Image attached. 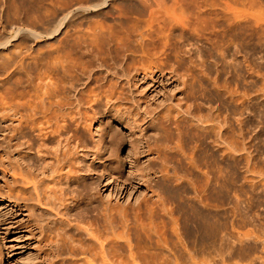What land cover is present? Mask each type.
<instances>
[{
    "label": "rangeland",
    "instance_id": "rangeland-1",
    "mask_svg": "<svg viewBox=\"0 0 264 264\" xmlns=\"http://www.w3.org/2000/svg\"><path fill=\"white\" fill-rule=\"evenodd\" d=\"M102 1L0 0V99L35 101L47 76L67 100L72 86L87 90L85 119L71 127L103 174L95 200L127 209L131 243L157 256L133 264H264V0H107L93 11ZM63 20L67 28L48 39ZM156 66L165 77L142 78ZM144 110L159 117L150 122ZM2 124L0 264H30L20 217L9 219ZM159 149L169 172L156 173L150 193L134 166Z\"/></svg>",
    "mask_w": 264,
    "mask_h": 264
},
{
    "label": "bare ground",
    "instance_id": "bare-ground-1",
    "mask_svg": "<svg viewBox=\"0 0 264 264\" xmlns=\"http://www.w3.org/2000/svg\"><path fill=\"white\" fill-rule=\"evenodd\" d=\"M106 3L107 0H103L102 2L94 4L92 6V9L94 8L93 11L105 8L107 6ZM153 11L150 10L149 13ZM67 21L69 24L70 20ZM65 25L66 21L63 20L59 27L57 26L58 28L55 32L50 33L47 38L55 39V36L61 35L65 30L64 28H67V25ZM93 34V36H96H92L95 38L93 40L94 42L98 39V34L96 32H93ZM143 34H139L140 40H142L143 36L141 37V35ZM3 48H5V44L0 43V49ZM101 66H103L102 63L98 67L101 68ZM117 69L121 72L123 71L121 67ZM104 70L105 73H108L111 69L105 68ZM147 70L146 72L148 73H143L142 78H145L146 75L152 76L150 78H153L157 73H159L158 75L160 77H165V72L161 67L156 66L149 71ZM113 72L115 73L114 67L110 75ZM122 74L124 75V73ZM47 77L50 78L49 76ZM93 77L92 74H89L86 80L91 82ZM48 78L41 84L40 90L35 92L36 95L34 93L35 98L33 100L35 99V101L20 105V103L12 104L9 102L6 104L7 101L5 100L6 103H4L3 97L2 100L0 99V125L4 123L2 126L6 127L8 133L5 144L7 171L4 169L3 172H7V185H9L6 186L7 194L5 198L9 202L8 210L11 223L15 224L17 222L15 219L20 217V226L23 228H21L22 234L23 237H26L24 247L32 254L29 258L30 264H126V262L128 264L132 262L133 264L136 259L137 261L143 262L149 259H155L157 257L156 254L149 252L147 255L145 254L146 251L136 250L137 245L135 242V244L131 243L132 240L128 237V233L125 232L131 224L127 209L123 207L113 209L114 207H106V205L104 207L103 205H99L95 200V186L99 177L103 174L99 171L96 172L94 167L89 164L90 160L88 158L93 157V149H90L84 144L85 142L82 141V138L76 132L77 125L85 119L80 109L82 105L81 95H83V92L87 94V90H84V88L77 89V87L71 85L72 94L70 97L73 100L71 98L67 100L69 95L67 96L66 94L65 96L60 92L58 82L49 80ZM82 97L84 98V96ZM105 98L111 101L113 100V95L111 94ZM140 106L138 104L137 109L144 107ZM177 110L180 111L179 109ZM185 111L187 110L185 109ZM141 112L143 111L141 110ZM170 112L174 111L170 110ZM144 113L150 122L156 121L157 115L146 114L147 111L145 110ZM177 113L175 112L174 115H177ZM179 113L181 114L182 111ZM187 113L191 114L190 111H187ZM171 114L173 113L164 116L168 117V122L170 121L169 115ZM183 115L185 116V114ZM180 117L182 116L180 115ZM196 119L198 120V118ZM72 123H76L75 126L77 128H72ZM140 139L139 141H141ZM144 143L146 145V142ZM153 145L155 144L153 143ZM148 146L150 147L151 143ZM176 146L177 148L175 149L181 150L182 147L180 144ZM148 150L150 151L152 149ZM152 152L154 153L146 152L144 158L146 160L136 162L133 171L137 179L147 184H145L146 189H150V193L151 186H157L158 181H161L157 178L156 173L163 179L169 172V168L167 169L169 166L167 163L169 161L167 162L166 151L159 149L157 151L153 150ZM150 158L158 161L160 164L159 170L155 171V168L153 171V165H148ZM6 166L4 167L6 168ZM94 175L97 176L94 177ZM136 212L137 209L132 218L137 223L140 222L141 218L136 217ZM89 218L91 221L88 220ZM85 220L89 221L87 222L88 224L81 226L80 222ZM132 224L133 226L137 225ZM144 225H140V228L141 226L146 227ZM212 226H214V223ZM81 234L82 236H80ZM134 247L136 248L134 249ZM125 251L126 255L123 253ZM173 258L172 263L178 264L179 261L176 262ZM161 261L159 259V262ZM163 261L165 262L166 260ZM163 261L162 263H164Z\"/></svg>",
    "mask_w": 264,
    "mask_h": 264
}]
</instances>
